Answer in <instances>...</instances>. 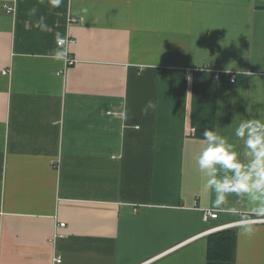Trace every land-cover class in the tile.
Wrapping results in <instances>:
<instances>
[{"label":"crops","instance_id":"crops-1","mask_svg":"<svg viewBox=\"0 0 264 264\" xmlns=\"http://www.w3.org/2000/svg\"><path fill=\"white\" fill-rule=\"evenodd\" d=\"M260 108L264 0H0V264H264L195 159Z\"/></svg>","mask_w":264,"mask_h":264},{"label":"clouds","instance_id":"clouds-1","mask_svg":"<svg viewBox=\"0 0 264 264\" xmlns=\"http://www.w3.org/2000/svg\"><path fill=\"white\" fill-rule=\"evenodd\" d=\"M50 3L59 7L62 0ZM35 11L30 9L29 15ZM37 26L47 27L43 21ZM55 39L53 58L64 60L68 54L65 37L57 33ZM155 107L150 100L142 111L147 115ZM257 113L235 125L234 139L205 128L195 158L203 176V190L212 197L211 210L238 218V234L246 237L253 236L257 223L264 222V108L257 109Z\"/></svg>","mask_w":264,"mask_h":264},{"label":"built area","instance_id":"built-area-1","mask_svg":"<svg viewBox=\"0 0 264 264\" xmlns=\"http://www.w3.org/2000/svg\"><path fill=\"white\" fill-rule=\"evenodd\" d=\"M5 8L7 9V11L9 13H12V11L14 9V8L8 7V6H5ZM71 22H76V19H73L72 18L71 19ZM65 41H66L65 47L67 49V53L68 54H67V56H66V58L64 60H65L66 66L69 67V66L75 65L76 62H77V60L69 52V47L72 44H74L75 42H74V40H72L70 38H65ZM4 74H7V72H4ZM227 75L230 78V82L231 83H235V76L234 75H231V74L230 75L227 74ZM215 79H216V81L219 80L218 74H216ZM218 216H219V213L214 212V211L206 210L203 213V220H204L205 223H207V222H210L211 220L218 219ZM259 223L264 224V222H259ZM61 226L63 227V226H65V224L64 223H61ZM226 227L227 226L215 227V228H212V229L208 230L207 232L208 233H211V232H214V231H219V230H222V229H224ZM54 261H55V264H61L62 263V257L61 256H57Z\"/></svg>","mask_w":264,"mask_h":264},{"label":"trees","instance_id":"trees-1","mask_svg":"<svg viewBox=\"0 0 264 264\" xmlns=\"http://www.w3.org/2000/svg\"><path fill=\"white\" fill-rule=\"evenodd\" d=\"M220 239V244H214L213 242L209 245L208 256L210 260H225L229 257L232 244L230 234L222 235Z\"/></svg>","mask_w":264,"mask_h":264}]
</instances>
